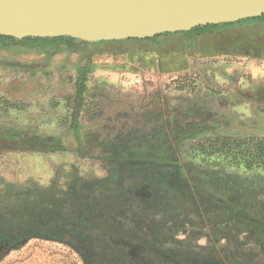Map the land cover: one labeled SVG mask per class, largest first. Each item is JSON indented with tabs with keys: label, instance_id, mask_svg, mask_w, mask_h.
<instances>
[{
	"label": "rangeland",
	"instance_id": "1",
	"mask_svg": "<svg viewBox=\"0 0 264 264\" xmlns=\"http://www.w3.org/2000/svg\"><path fill=\"white\" fill-rule=\"evenodd\" d=\"M202 29L192 41L170 33L118 44H76L55 53L44 45L0 44V133L8 143L20 139L22 145L98 157L121 156L125 150L106 148L124 142L135 146L126 149L130 157L159 158L147 172L169 182L171 190L162 184L160 199L163 209L172 210H163L159 223L170 256L178 261L146 247L144 264H264V158L252 159L257 145L250 140L264 139V16ZM116 64L125 72V90L106 88V74L93 76ZM106 99H122L136 109L158 101L168 133L128 141L103 135L105 127L84 135L82 128L94 120L78 119L84 124L71 128L79 100V116L89 110L102 117ZM238 139L244 143L238 145ZM36 203L32 198L26 216L17 203L0 208V264H91L72 229L45 220L46 209L36 210ZM167 216L177 221L182 242L174 239ZM155 225L156 220L148 224L150 234ZM107 232L108 248L99 262L107 255L110 264H127L124 250L137 249L125 246L131 237ZM195 237L204 241L201 257L192 252ZM100 239L102 249L106 239Z\"/></svg>",
	"mask_w": 264,
	"mask_h": 264
},
{
	"label": "crops",
	"instance_id": "2",
	"mask_svg": "<svg viewBox=\"0 0 264 264\" xmlns=\"http://www.w3.org/2000/svg\"><path fill=\"white\" fill-rule=\"evenodd\" d=\"M202 30L198 29L192 33H188L190 30L171 33L184 34L185 40L192 41V35L200 34ZM121 41L111 42L118 44ZM116 65L113 70L106 66V71L93 72V76L97 79L106 74V88L112 85L117 90H125L126 82H122V79L126 76L123 75L124 71L119 69L121 65ZM157 102L136 109L131 108V105L122 99H106L102 117L92 116L87 114L89 110L86 112L82 110L78 119L83 122L94 120L82 128L84 135L97 134L98 128L105 127L103 135L125 136L128 141L135 136L163 137L168 133V123L165 121L167 115ZM82 124L84 123L80 122L78 125ZM109 147L106 149L110 152L114 148H120L125 150L123 151L125 153L126 149L135 146L125 145L123 142L118 146ZM134 161L123 160L121 156L84 155L77 149L67 148L58 150L9 146L0 148V208L10 209L11 204L17 203L18 206H22L19 208L22 215L26 216L27 212H30L29 207L32 206L30 202L34 198L37 200L33 205L36 210L46 209L45 220L55 222L66 230L72 229L70 230L76 235L78 245L90 252V255L88 253L86 256L88 263L89 256H94L101 244L100 240H103L100 237L106 239L110 234L106 228L112 229L118 238L124 234L133 235L132 243L140 244L137 238L142 239L164 255L171 254L169 245L165 242L166 238H163L166 235L162 232L163 227L159 221H163L160 218L165 219L163 210L169 214L172 209L162 207L164 202L160 199L162 196L155 180L162 177L159 173L152 175L147 172L157 161L151 159H146L143 163L139 160ZM168 183L167 178H163L160 184L171 190ZM164 194L173 196V192L169 190ZM0 213L4 212L0 209ZM167 219L173 223L174 239L182 242L185 236H179L177 221L170 216ZM154 220L155 233L150 234L148 224ZM195 243L192 252L196 256H202L204 241L196 238ZM173 253L177 255L176 252Z\"/></svg>",
	"mask_w": 264,
	"mask_h": 264
},
{
	"label": "water",
	"instance_id": "3",
	"mask_svg": "<svg viewBox=\"0 0 264 264\" xmlns=\"http://www.w3.org/2000/svg\"><path fill=\"white\" fill-rule=\"evenodd\" d=\"M264 15V0H0V35L148 38Z\"/></svg>",
	"mask_w": 264,
	"mask_h": 264
},
{
	"label": "trees",
	"instance_id": "4",
	"mask_svg": "<svg viewBox=\"0 0 264 264\" xmlns=\"http://www.w3.org/2000/svg\"><path fill=\"white\" fill-rule=\"evenodd\" d=\"M264 16V15H263ZM261 16V17H263ZM261 17H257V18H261ZM250 19H255V18H250ZM250 19H244L242 21L245 20H250ZM214 25V24H211ZM208 25V26H211ZM205 26H197L194 27L192 30L188 31V33H192L198 29H202ZM164 34V33H163ZM167 34V33H166ZM162 34H158L155 35L154 37H148V38H129L127 40H131V39H155L158 36H160ZM116 41V40H113ZM111 41H101V42H97V43H90V42H86V41H82L80 39H76V38H70L67 36H61V37H56V38H37V37H24L22 39L16 38L14 36H9V35H0V44L5 46V45H31V46H37V45H44L50 52L55 53L57 51L60 50H65V49H71L72 47H74L76 44H83V45H91V44H111ZM88 68L86 67L85 69H82L81 74H80V79H79V94H83V91L85 90V80L87 79V73H88ZM80 106H81V101H78V106L76 109V112L74 113V117L72 120V129L76 131L77 128V124H78V117L80 114ZM2 133H0V148H4V147H17V148H34V149H38L40 148L39 146H30V145H22L20 139H18V142H16V140H14L15 142L13 143H8L5 140L6 138L1 135ZM251 141H256V143L254 144L255 146L257 145L256 148H254L256 153H252V159L255 161L259 158H264V139H259L260 137H250ZM238 145L243 144L244 142L241 139H238Z\"/></svg>",
	"mask_w": 264,
	"mask_h": 264
},
{
	"label": "flooded vegetation",
	"instance_id": "5",
	"mask_svg": "<svg viewBox=\"0 0 264 264\" xmlns=\"http://www.w3.org/2000/svg\"><path fill=\"white\" fill-rule=\"evenodd\" d=\"M130 152H125V153H123L122 155H121V157H123V159H124V156H125V159H128L129 161H133V160H135L134 162H136V161H138L139 160V162L141 161L142 163L143 162H145L146 161V159H151V160H154V161H160V159L159 158H155V157H130ZM120 156V155H119ZM162 179L163 178H159L158 179V177H157V179H155L156 180V182H157V186H158V189L160 190L161 189V186H162V184H160V183H162ZM106 231H113L112 229H108V228H106ZM125 235V234H124ZM108 236V235H107ZM106 236V241L103 243V245H102V249H99L98 248V250L96 251V253L94 254V256L93 257H90L89 256V263H91V264H110V262H109V258H108V256L106 255V256H104V260L103 261H101V262H99V260H102V259H100L99 258V255H103V254H105L106 253V251H107V248H108V246H107V244H108V237ZM126 236V235H125ZM129 237H131V239H133L134 238V236L133 235H128ZM77 237H78V235H77ZM108 238V239H107ZM134 240V239H133ZM137 240L138 241H140V244H134V243H132V241H131V243L132 244H130V246H128L127 248L128 249H130L131 247H134V248H137V249H135L136 251H130V254H128V251L127 250H124V253H126V254H124L123 253V255L124 256H126L127 257V259H126V261H125V263H127V264H144V261H143V257H144V255H145V253H147V250H145V248L147 247H149L150 249H155L149 242H147V241H144V240H142V239H138L137 238ZM147 245V246H146ZM82 247V246H81ZM83 248V250H85L86 248L85 247H82ZM124 249V248H123ZM90 251H91V249H90ZM161 253V252H160ZM164 257H166V258H168V259H171V260H173L174 262H177L178 260H177V258H175L174 256H170V254H163V253H161ZM174 254V253H173ZM89 255H90V252H89ZM176 255V254H175ZM178 255H180V254H178ZM182 256V255H181ZM198 257H201V256H198ZM206 257H204V258H202V259H205ZM121 263V262H120ZM119 263V261L118 262H116V264H120Z\"/></svg>",
	"mask_w": 264,
	"mask_h": 264
}]
</instances>
